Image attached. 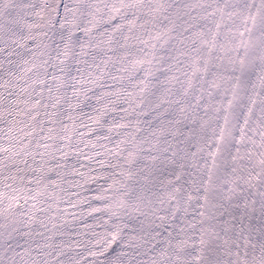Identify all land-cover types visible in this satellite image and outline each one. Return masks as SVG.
<instances>
[{"label":"snow or ice","instance_id":"6c2138e0","mask_svg":"<svg viewBox=\"0 0 264 264\" xmlns=\"http://www.w3.org/2000/svg\"><path fill=\"white\" fill-rule=\"evenodd\" d=\"M0 264H264V0H0Z\"/></svg>","mask_w":264,"mask_h":264}]
</instances>
